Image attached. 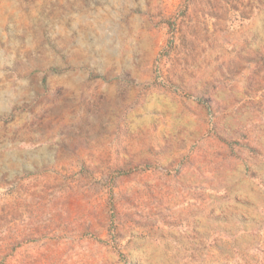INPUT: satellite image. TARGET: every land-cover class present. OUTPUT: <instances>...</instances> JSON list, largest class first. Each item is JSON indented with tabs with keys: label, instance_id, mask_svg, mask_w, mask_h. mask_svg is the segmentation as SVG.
Here are the masks:
<instances>
[{
	"label": "clouds",
	"instance_id": "clouds-1",
	"mask_svg": "<svg viewBox=\"0 0 264 264\" xmlns=\"http://www.w3.org/2000/svg\"><path fill=\"white\" fill-rule=\"evenodd\" d=\"M16 7L0 0L5 17ZM31 7L30 27L6 19L0 26V191L5 199L9 190L64 163L88 169L91 175L77 182L90 191H107L112 173L125 165L143 169L150 164L161 177L179 169L185 177L172 181L174 187L185 196L200 193L204 201L172 208L169 219L180 227L168 231L183 239L195 224L207 223L210 207L231 203L249 190L264 197L259 183L264 179V118L235 111L241 93L213 72L211 50L189 65L159 55L176 38L175 33L163 36L160 22L179 24L183 3L177 0L169 10L166 0H36ZM192 7L206 10L207 4ZM239 7L248 19L233 32L239 13L220 0L218 8L230 21L217 34L218 43L227 40L243 46L246 55L264 57V0H239ZM201 19L198 42L207 32L204 23H211L206 15ZM245 134L259 151L250 152L242 143L229 160L230 172L199 157L215 136L230 143ZM189 159L194 166L182 168ZM248 169L257 172L256 180ZM116 185L119 190L122 181L116 179ZM142 211L136 219L152 221L155 232L149 231L151 225L136 228L123 213L109 221L106 210L95 237L81 239L82 229L70 234L68 243L79 253L73 259L174 264L171 257L180 246L169 240L172 251L164 249L156 239L159 216Z\"/></svg>",
	"mask_w": 264,
	"mask_h": 264
},
{
	"label": "rangeland",
	"instance_id": "rangeland-1",
	"mask_svg": "<svg viewBox=\"0 0 264 264\" xmlns=\"http://www.w3.org/2000/svg\"><path fill=\"white\" fill-rule=\"evenodd\" d=\"M8 2L17 7L7 17L0 11V26L6 19L8 24L30 27L31 5L36 0ZM179 2L184 5L179 11V24L174 19L160 22L162 35L175 33L176 38L169 39L167 49L159 55L189 65L198 62L211 50L213 72L232 83L241 93V99L236 100L235 111L243 110L247 118L257 121L264 118V57L246 55L243 46L234 47L227 40L223 46L218 43L217 34L225 32L230 21L226 11L218 8L220 0L215 3L213 0ZM198 2L207 4V9L192 7ZM222 3L228 5L232 12L239 13V19L232 24V31H239L243 26L240 21L248 19L239 7V0H222ZM166 4L171 10L177 0H166ZM205 15L211 23H204L207 32L198 42L196 37L200 34L201 18ZM158 42L163 45L165 41L161 39ZM242 143L250 152L259 151L251 145L247 134L230 143L215 136L212 144L202 147L199 157L230 172L232 165L229 160L236 157V150ZM192 166L191 159L181 165L182 168ZM246 171L252 180H256L257 172ZM85 175H91L87 168H74L64 163L56 171L41 172L15 191L9 190L7 199L0 191V264H81L73 259L79 253L74 245L68 243L70 234L82 229L81 239L95 237L97 227L104 226L106 210L109 221H115L123 213L136 228L151 225L149 231L155 232L157 229L152 221L136 219L144 215L142 207L148 209L149 215L159 216L162 227L156 239L164 249L172 251L173 245L166 243L169 240L180 246L171 257L174 264H264V197L251 190L242 196H233L231 203L225 201L210 207L206 214L207 223L195 224L181 239L168 231L171 227H180L178 220L169 219L173 215L172 208L181 205L187 208L192 201H204L200 193L185 196L174 187L172 181L185 177L179 169L175 174L166 172L161 177L151 172L150 164H145L143 169L125 165L112 173L109 178L112 187L105 185L107 191L85 189L77 182V177ZM116 179L122 181L119 190ZM259 183L264 185V179ZM204 195L210 196L211 193ZM82 220L87 223L80 224ZM83 264L93 262L84 261Z\"/></svg>",
	"mask_w": 264,
	"mask_h": 264
}]
</instances>
